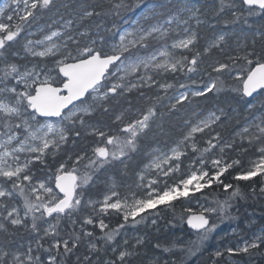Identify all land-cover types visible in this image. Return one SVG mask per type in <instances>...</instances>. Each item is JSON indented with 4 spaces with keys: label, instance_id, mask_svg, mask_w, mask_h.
Listing matches in <instances>:
<instances>
[{
    "label": "snow or ice",
    "instance_id": "1",
    "mask_svg": "<svg viewBox=\"0 0 264 264\" xmlns=\"http://www.w3.org/2000/svg\"><path fill=\"white\" fill-rule=\"evenodd\" d=\"M98 6L103 8V5ZM53 7L55 0H10L4 9H0V63L3 64V67H0V129H3L0 131V234L7 238L9 234L14 235L15 231L24 229L39 236L42 230L43 235L39 236L37 246L43 247L39 241L50 237L51 247L45 251L51 252L55 249V255L49 256L47 264H65V259L75 255L76 249L85 239H87L88 253L110 250L114 257L97 259L93 262L92 256L86 253L83 262L81 257L76 255V264H132V257L139 255V248L145 243L144 238L137 237L136 243L131 247H128L127 239L124 240L122 248L112 246L109 249L106 246L113 245L121 230L127 226L135 227L145 223L148 216L142 215L143 213L159 216L160 211L149 212L156 209L157 205L167 206L161 211L174 209L175 205L171 203L172 201L186 199L190 194L195 196L196 193L215 184L223 193L222 199L219 191L212 197V204L215 206L204 207L199 214L180 218L181 221L186 220L189 227L197 230L201 240H206L217 229L218 220L235 218L232 216V211L239 201H246L249 195L256 198L257 191L260 197H264V115H261L256 118L259 123L253 124L258 132L245 137L249 146H254L259 155L256 159L250 160V167L247 170H241L232 176V180L237 182L253 181L255 177H260L258 185H250V194L244 192L239 183L233 184L222 179L234 165L241 164L239 159L230 163H223L221 158L213 159L211 163L215 171L210 174V171L203 167L202 157V166L198 171L192 170L186 178L173 184L164 181L163 189L153 188L152 185L157 184L158 181L150 180L148 191L140 198L133 193L131 200L125 196L113 201L112 198L118 197V193L112 191L111 195L104 196L102 203L91 199L85 201L83 189L92 183L93 176L106 165H112L117 161L123 164L126 158L130 159V154L138 149V140L147 134L151 127L150 122L157 112L154 106L147 107L138 118L128 120L126 123L123 113L117 115L114 123L119 127L115 133L90 124L86 117L92 116L97 108L108 112L109 100L124 96L134 89L152 87L154 77L150 72L175 73L183 71L188 64L192 67H187V71L195 72L201 53L195 51L191 57L181 55L180 59H176L175 53L169 50L171 48L192 52L198 40L196 32L185 29L184 31L189 34L173 40L169 45L170 34L174 31L172 25L180 22L178 13L173 12L175 5L169 7L168 4H157L153 0H132V2L109 0V7L104 9L103 13L96 11L91 5L81 4L80 21L102 14L121 16L122 12L141 9L142 21L145 23L138 22L133 31L121 34L119 43L111 45L109 51H105L104 47H96V40L81 44L72 35H68L63 43H57L54 38L64 36V33L59 31H52L41 40L33 41L25 38L24 51L33 58H39L40 61L51 60L52 66L49 67L47 63H34L31 67L24 66L21 70L20 65L8 61L7 53L12 43H19L17 38L25 27L30 26L43 12L50 11ZM233 9H240V15L245 11L249 16L264 13V0H240V4L235 0H219L216 13L219 15ZM180 10L191 12L193 17L199 12L198 8ZM232 14L237 15L235 11ZM5 19L9 23H5ZM149 21L154 22L148 23ZM72 23V20L66 22L69 30ZM184 23L187 24L188 21L185 20ZM197 23H200L198 19ZM79 35L85 36L87 32H81ZM261 39L264 42V33H261ZM69 41L76 46L74 49L69 48ZM223 41L224 37L220 36L204 50L205 53L210 52L212 48H221ZM254 44L255 41L253 48L250 51L246 50L243 56L230 57L233 63H219L218 66H213L214 72L223 74L227 70L231 75L232 69L237 68L235 62L243 60L244 64L239 66L234 76L238 82L236 85L226 89L225 82L217 76L203 89L194 91L191 95L207 98L209 93L230 90L239 94L241 98H255L254 94L264 97V49L257 51ZM36 45H41L42 50L37 51ZM154 45L157 46L156 50L150 55H139V50H149ZM134 49L137 51L133 52ZM141 68L144 72L139 75L137 82H126L129 76L137 75ZM118 73L123 75H117ZM172 86L159 85L165 91ZM140 95L144 96V92L140 91ZM188 95L182 93L177 98L176 104L188 100ZM156 99L161 100L163 97L157 96ZM176 104H172L171 108L175 109ZM220 111L222 114L223 110ZM52 118H56L58 123L50 122ZM219 120L220 115L210 112L207 118L190 127L180 144L192 141V151H200L195 143V134L203 133ZM81 130L97 138L95 146L91 148V155L76 153L73 156L64 153L67 159L58 160L57 157L62 154L63 146L69 142L70 136L80 137ZM249 131L246 127L241 135L244 136ZM75 138L72 139L73 145L76 143ZM213 140L216 143H213ZM220 140L219 133L207 139V147L203 148V153H209L217 148ZM226 147L232 148L233 144L221 146L220 152L223 153ZM243 151L248 149L245 148ZM171 153L170 156L164 155L162 158L153 159L146 168L158 169L165 177L179 172L181 156L185 153L179 146L173 148ZM173 160L176 163L167 169L161 167L162 164H169ZM37 165L43 166L42 171L48 170L51 173L50 180L54 187L49 183L34 182L33 169ZM81 167L84 169L83 172ZM140 179L143 180L144 176ZM17 198L22 203H17ZM204 198L208 199L207 194ZM97 204H99L98 210ZM84 206L91 207L92 211L100 216L117 215L122 222L110 228L103 218L97 223L93 216L88 215L83 217L80 231L76 232L77 220L73 217ZM184 211L190 212V209L185 208ZM65 218L70 222L73 231L63 238L59 228ZM151 223L155 225L156 220L153 219ZM43 225L47 226L43 227ZM85 225L98 227L100 235L97 236L94 231L86 230ZM98 242L103 243L98 246ZM262 245H264V232L256 235L251 241H246L242 247L228 248L226 251L229 257L240 254L251 255V250L258 249ZM155 247L162 248L159 243L155 244ZM170 250L168 247L162 248V252ZM214 255L219 258L224 253L217 251ZM58 257H61L59 261ZM0 264H40V257H33L31 247L24 254L10 252L6 247H0ZM151 264H169V262L155 259ZM213 264L216 262L213 261Z\"/></svg>",
    "mask_w": 264,
    "mask_h": 264
},
{
    "label": "trees",
    "instance_id": "2",
    "mask_svg": "<svg viewBox=\"0 0 264 264\" xmlns=\"http://www.w3.org/2000/svg\"><path fill=\"white\" fill-rule=\"evenodd\" d=\"M2 0H0L1 2ZM168 0H153V2L160 4ZM177 1V0H174ZM198 5V20L194 27H190V32L194 31L198 35L197 43L192 52L187 50H173L175 58L180 59L181 55L191 57L195 51L201 53L199 63L196 65L195 72H188L187 67H192L188 64L183 71L164 72V73H150L154 77L152 87H144L139 90H133L125 93L124 96L116 97L107 102L108 112L97 108L92 116L86 117V120L93 125L100 127L105 131L111 130L115 133L119 127L114 123L115 117L123 113L124 122L138 118L141 112L146 111L147 107L154 106L157 115L152 119L151 127L146 135H143L138 140V149L135 153H131V158L125 159V163L114 162L112 165H106L93 176V181L86 188L83 189L85 201L91 199L96 202H103L104 196L111 195L112 191L118 193V197H113L115 201L117 198H124L127 196L131 200V195L134 193L137 198L142 197L147 190H145V180H140L145 166L151 160L154 152L158 154H165L177 146L182 147V152L185 155L181 156V168L179 172L171 173L170 176L158 179V185L153 188L163 189L164 181L168 184L178 182L182 178H186L189 173L197 166L201 165V158L203 157V167L206 170H211V161L213 159L221 158L223 163H230L232 160L239 159L240 165H234L225 173L222 179L233 184L239 183L242 190L250 194V185L257 184L260 177H255L253 181H234L232 176L241 170H247L250 167V160L258 157L259 153L254 146H249L247 135L257 133L252 125L256 123V118L264 115V97L257 95L253 99L241 98V96L230 90L220 93H209L208 97H193L188 96V100L182 104L170 102V99L175 95L178 86L184 85L182 88H193L192 82L194 80L200 83L198 90L203 89L208 82L215 79L217 76L225 82L226 89H231L232 86L238 82L234 79L240 65L244 64L243 60L235 62L237 68L232 69L231 75L226 70L223 74L214 72L213 66H218L219 63H233L230 57L243 56L245 51H250L253 48V41H255V49L261 51L264 49V42L261 39V33H264V13L249 16L245 11L240 15V9L226 10L224 13L217 15L216 10L219 8V0H192ZM132 2V0H127ZM240 4V0H235ZM91 5L96 8V11L102 12L109 7V0H55V7L50 11H45L41 16L30 26H26L24 31L18 37L19 43H12V47L7 53L9 62H15L21 66L31 67L34 63H47L49 67L52 66L51 60L40 61L38 58L29 57L24 49L23 44L26 39L33 41L39 40L43 34H36L37 29L47 27L52 24L53 29H58L59 25L72 20L73 23L71 31L65 34L64 37L72 35L79 40L81 44L90 43L96 40V47H104L105 51H109V43L114 42L120 35V32L127 28L135 18L138 17L141 9L134 11L122 12L121 16L115 14L100 16H93L91 18L80 21L81 15L80 5ZM67 5V7H65ZM98 5H103V8ZM7 11V10H6ZM233 11L237 13L233 16ZM237 16L239 17L237 19ZM9 23L8 21H4ZM57 22V23H55ZM153 21H149L151 23ZM81 32H87V35L80 36ZM171 38L168 40L169 45L178 37L184 36L182 33L178 35L170 34ZM224 37L221 48H212L210 52L205 53L213 41ZM26 38V39H25ZM102 41L104 42L102 44ZM69 48L74 49L76 46L71 41L68 42ZM157 46L149 50H139V55H150L156 50ZM222 49V50H221ZM137 50H133L136 52ZM14 53H16L14 55ZM0 67L3 64L0 63ZM140 74L132 76L129 80L138 78ZM14 83V81H12ZM160 84H171V88L167 91L160 90ZM140 91L144 92V96L140 95ZM161 96L163 99L157 100L156 97ZM172 104H176V108H171ZM255 105V107H252ZM223 110L222 114L220 110ZM210 112H215L220 115V120L212 125L211 128L206 129L203 133L195 134V143L200 151L193 152L191 149L192 141H186L180 144L183 136L187 133L191 126L204 119ZM249 128V133L242 136L243 130ZM3 129H0L2 131ZM81 136L75 138L70 136L69 142L63 146L62 154L57 159H67L64 153L75 156L76 153L91 155V148L95 146L96 137L88 135L81 130ZM219 133L221 140L217 148L209 153H203V148L207 147L206 140L210 139ZM76 139L73 145L72 139ZM213 143H216L213 140ZM226 144H233L232 148H225L223 153L219 148ZM247 148L248 151H243ZM50 160V158H49ZM176 163L171 161L169 167ZM43 166L37 165L33 170L35 172L34 182H46L54 186L50 180L51 173L48 170H41ZM84 169L81 167V172ZM114 185V187H113ZM143 185V187H140ZM78 191H80L78 189ZM221 193L220 198H223L222 189H217L216 185L205 188L201 192L196 193L195 196L189 195L188 198H181L177 201H172L175 205L174 209H166V205L156 206V209L149 210L160 211L159 216H148L145 223L136 225L135 227L127 226L121 230V234L116 237L112 246L124 247V240L127 239L131 247L136 243V238H144L145 243L139 248V255L132 257V264H151L155 259L167 260L169 264H264V245L258 249L251 250V255H235L229 257L227 253L228 248L242 247L246 241H251L256 235L264 232V197H260L257 191V197L239 201L232 211L234 219H224L217 221V229L209 235L206 240H201L199 233H193L188 230L185 221H181V216L187 217L191 214H199L204 207L215 206L212 204V197L217 192ZM207 194L208 199L204 196ZM17 203H20L17 201ZM99 204H97L98 210ZM190 209V212H185L184 209ZM22 209V208H21ZM238 209V211L236 210ZM91 215L98 223L99 219L103 218L109 227H115L122 219L113 214L100 216L92 211L91 207L84 206L80 212L74 214V219L77 220L75 231H80L82 219L84 216ZM51 219V218H47ZM155 219L156 224L153 225L151 221ZM43 223V222H39ZM47 225H43L46 227ZM86 230L94 231L98 236L100 235L99 228L92 225H85ZM30 228V219H29ZM15 231V230H13ZM59 231L61 237L66 238L69 233L73 231L70 222L67 218L60 223ZM43 235L41 230L39 236ZM39 236L30 230L20 229L15 231V234H9L7 238L0 234V247H6L10 252H25V247L32 248L33 257H40V264H47L50 255H55V249L51 252L45 249L51 247L52 238L46 237L40 240L43 247L37 246ZM7 239V243H6ZM103 242H98V246ZM159 243L162 248L168 247L171 250L162 252V248L158 249L155 244ZM221 251L224 253L222 257H215V252ZM88 253L87 239H85L80 247L76 249V254L71 255L65 259V264H76V255L81 257ZM92 256L93 262L97 259L105 260L113 258L114 254L109 250L107 252L101 251L99 253H88ZM58 261L61 257L57 258Z\"/></svg>",
    "mask_w": 264,
    "mask_h": 264
},
{
    "label": "rangeland",
    "instance_id": "3",
    "mask_svg": "<svg viewBox=\"0 0 264 264\" xmlns=\"http://www.w3.org/2000/svg\"><path fill=\"white\" fill-rule=\"evenodd\" d=\"M10 3V0H2L1 2H0V9H4L5 8V5L6 4H9ZM166 4H168V6L169 7H173V5H175V7L173 8V12H175V13H178V15H179V17H180V22H179V24H176V23H174L173 25H172V28L174 29V31L171 33V34H173V35H178L179 33H182L184 36H182V37H186L188 34H189V32L191 31L190 30V27H194V25H196V23H197V19H198V12L196 13V16L195 17H193L192 16V13L191 12H188V11H181L180 9H184V8H187V9H193V10H195L196 8H198V5L195 3V2H193L192 0H177V1H174V0H168L167 2H166ZM14 7V6H13ZM199 9V8H198ZM9 11L8 9H5V11ZM6 20V19H5ZM185 20H187L188 21V23L187 24H185L184 23V21ZM7 21V20H6ZM138 22L139 23H145L144 21H142V11L139 13V15H138V17L137 18H135L134 20H133V22L127 27V28H125V29H123L121 32H120V35L121 34H123V33H125V32H131V31H133L136 27H137V25H138ZM154 22V21H153ZM55 23H57V22H55ZM149 23V22H148ZM52 27V24L51 25H49V26H47V27H43V28H41V29H37L38 31L36 32V34H43L42 36H41V38L39 39V40H41V39H43V37L46 35V34H50L52 31H59V32H61V33H64V36H65V34L66 33H68L69 31H71L72 29H74L73 27H70V30L66 27V23H62V24H60L59 25V28L58 29H53V28H51ZM185 29H188L189 30V32H185L184 30ZM119 35V36H120ZM60 37V38H54L55 40H56V42L57 43H63V41H64V39H66V37ZM182 37H178L177 39H179V38H182ZM119 43V37L117 38V40L116 41H114V42H110L109 43V47L111 48V45H113V44H118ZM36 47V50L37 51H39V50H42V46L41 45H36L35 46ZM169 50L170 51H173V49H171V48H169ZM175 50H177V49H175ZM178 50H180V49H178ZM29 57H31V58H33L32 56H30L27 52H25ZM39 59V58H38ZM143 72H144V69L143 68H141L140 69V71H139V73L138 74H143ZM150 73H155V72H150ZM162 73H164V72H162ZM161 73V74H162ZM117 75H123V73H118ZM130 77H132V76H129L128 78H127V80H126V82H137L138 81V78H134V79H132V80H129V78ZM210 82H208V84H209ZM192 85H193V88H182L181 86H178V88H177V91L178 92H176L175 93V95L170 99V102H172V101H174V102H176V100H177V98L182 94V93H188L190 96H192L191 95V93L192 92H194V91H198V88H199V85H200V83L198 82V81H196V80H194L193 82H192ZM160 90H162V91H164L165 92V90L164 89H162V88H160ZM188 95V96H189ZM208 117V116H207ZM207 117H205V118H207ZM204 118V119H205ZM203 120V119H202ZM201 121V120H200ZM256 123H259V120L258 119H256ZM50 122H52V123H58V121L56 120V121H50ZM197 123H199V122H197ZM196 123V124H197ZM195 124V125H196ZM252 127L256 130V131H258L253 125H252ZM206 130V129H205ZM174 148H176V147H174ZM179 148H180V150L182 151V147L181 146H179ZM172 150V149H171ZM171 150L169 151V152H167V153H165V154H158V153H155L154 152V154H153V156H152V158H151V160L149 161V163L148 164H150L151 163V161L153 160V159H155V158H157V157H163L164 155H171L172 153H171ZM174 161V160H173ZM171 162V161H170ZM169 162V163H170ZM147 164V165H148ZM162 168H165V169H167L168 167H169V164H162V166H161ZM201 168V166H197L194 170H199ZM211 170L214 172L215 171V168L213 167V165L211 164ZM190 174V173H189ZM141 176H144V179L143 180H145V190H147L148 191V184H149V181L150 180H153V179H156L157 181H158V179H163L165 176H163L162 174H160V172H159V170L158 169H155V168H146V166H145V168H144V170H143V174L141 175ZM140 176V177H141ZM141 180V179H140ZM142 181V180H141ZM41 182H43V181H41ZM49 181H46L45 183H48ZM156 185H158V183L157 184H155V185H152V186H156ZM162 185H164V183H162ZM112 200H113V198H112ZM17 201L18 202H20L19 201V199L17 198ZM114 201V200H113ZM20 203H22V202H20ZM157 206H159V205H157ZM23 213V209H21V214ZM28 244L26 245V247H25V252H22L21 254H24V253H26L27 251H28Z\"/></svg>",
    "mask_w": 264,
    "mask_h": 264
},
{
    "label": "water",
    "instance_id": "4",
    "mask_svg": "<svg viewBox=\"0 0 264 264\" xmlns=\"http://www.w3.org/2000/svg\"><path fill=\"white\" fill-rule=\"evenodd\" d=\"M256 95H258V94H254V96H256ZM250 99H251V98H250ZM51 121H56V118H52ZM185 225H186V227L188 228L189 231H191V232H193V233H198L197 230H195V229L189 227L186 221H185Z\"/></svg>",
    "mask_w": 264,
    "mask_h": 264
}]
</instances>
